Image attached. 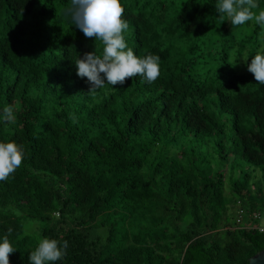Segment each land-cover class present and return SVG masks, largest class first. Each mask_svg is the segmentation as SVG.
<instances>
[{
  "label": "trees",
  "instance_id": "16d2710c",
  "mask_svg": "<svg viewBox=\"0 0 264 264\" xmlns=\"http://www.w3.org/2000/svg\"><path fill=\"white\" fill-rule=\"evenodd\" d=\"M120 2L160 75L91 92L74 61L99 44L71 0H0V108L16 116L0 141L25 153L0 182L10 264L38 237L68 242L56 264H249L264 232L235 218L238 202L249 224L264 211V85L247 70L264 29L233 27L216 0Z\"/></svg>",
  "mask_w": 264,
  "mask_h": 264
},
{
  "label": "clouds",
  "instance_id": "9594fccd",
  "mask_svg": "<svg viewBox=\"0 0 264 264\" xmlns=\"http://www.w3.org/2000/svg\"><path fill=\"white\" fill-rule=\"evenodd\" d=\"M71 3L73 25L99 44V50L95 48L93 52L78 55L74 61L77 76L87 78L91 92L106 84L113 88L123 85L126 78L137 75L149 84L158 79L159 57L154 54L138 56L126 42L124 34L129 24L123 18L120 0H71ZM215 10L233 27L253 22L264 29V7H259L256 0H216ZM243 58L247 61V53ZM251 58L247 70L258 84L264 85V46ZM15 118L13 105L0 108V123H10ZM24 157L22 147L15 141H0V182L7 180L21 166ZM12 231L9 227L7 234L0 236V264H10L9 256L16 251L9 240ZM67 247V241L38 237L36 248L28 254V264H56L63 260Z\"/></svg>",
  "mask_w": 264,
  "mask_h": 264
},
{
  "label": "built area",
  "instance_id": "2783aa9c",
  "mask_svg": "<svg viewBox=\"0 0 264 264\" xmlns=\"http://www.w3.org/2000/svg\"><path fill=\"white\" fill-rule=\"evenodd\" d=\"M238 210L236 211V227L240 229H257L260 232H264V226H262L259 221L262 219L264 215V211L256 213L252 216V221L254 224H249V219L251 220V216L247 215L246 210L243 207H240V203L238 202ZM248 218V221H247ZM247 221V223H246Z\"/></svg>",
  "mask_w": 264,
  "mask_h": 264
},
{
  "label": "water",
  "instance_id": "95a60500",
  "mask_svg": "<svg viewBox=\"0 0 264 264\" xmlns=\"http://www.w3.org/2000/svg\"><path fill=\"white\" fill-rule=\"evenodd\" d=\"M249 264H264V250L250 258Z\"/></svg>",
  "mask_w": 264,
  "mask_h": 264
},
{
  "label": "rangeland",
  "instance_id": "374dc122",
  "mask_svg": "<svg viewBox=\"0 0 264 264\" xmlns=\"http://www.w3.org/2000/svg\"><path fill=\"white\" fill-rule=\"evenodd\" d=\"M241 68H245V66H241ZM259 223L264 226V215L262 216V219L259 221Z\"/></svg>",
  "mask_w": 264,
  "mask_h": 264
}]
</instances>
